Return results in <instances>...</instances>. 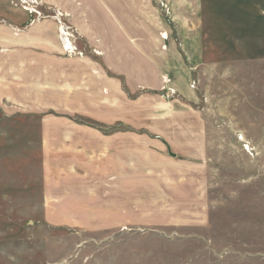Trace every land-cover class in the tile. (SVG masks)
I'll use <instances>...</instances> for the list:
<instances>
[{
  "label": "rangeland",
  "instance_id": "1",
  "mask_svg": "<svg viewBox=\"0 0 264 264\" xmlns=\"http://www.w3.org/2000/svg\"><path fill=\"white\" fill-rule=\"evenodd\" d=\"M8 3L29 16V26L56 23L61 57L92 56L108 68L99 40L79 44L70 13L45 0ZM218 5L226 14L205 22V64L191 71L189 84L208 145L195 161L198 187L184 182L185 198L149 197L154 205L143 212L145 220L134 203L132 219L110 213L109 185L100 186L109 182L94 172L95 162L104 160L95 156L96 138H84L85 150L55 141L57 135L63 140L72 119L102 132L120 125L48 112L46 104L27 113L19 95L0 103V264H264V0ZM160 82L159 95L173 100L170 79L162 75ZM108 99L103 88V104ZM101 114L110 116L105 108ZM46 116L52 119L44 122L51 133L45 142L39 128ZM190 191H197L196 200ZM172 208L177 212L167 211ZM174 218L179 222L171 223Z\"/></svg>",
  "mask_w": 264,
  "mask_h": 264
},
{
  "label": "crops",
  "instance_id": "2",
  "mask_svg": "<svg viewBox=\"0 0 264 264\" xmlns=\"http://www.w3.org/2000/svg\"><path fill=\"white\" fill-rule=\"evenodd\" d=\"M45 1L72 15L82 36L80 45L99 40L97 47L108 68L92 56L85 60L61 57L54 21L29 26L25 12L0 0V103L19 95L24 104L19 108L27 113H40L46 104L48 112L56 109L73 118L93 117L97 124L120 125L109 132L104 128L107 134L72 119L63 126V140L57 135L55 141H61L64 149L85 150L84 138H96L95 156L104 160L95 162L94 172L97 179L109 182L100 186L109 185L110 213H121L123 220L133 218L129 215L134 214L133 203L145 220L143 212L154 203L149 197L188 196L183 183L198 187L195 161L206 156L208 147L193 106L197 97L189 84L191 71L205 64V22L226 14L218 0ZM162 75L170 79L177 94L173 100L158 93ZM103 88L109 94L104 104ZM103 108L109 117L102 118ZM51 119L46 116L40 123L45 142L51 133L44 122ZM190 166L194 173L180 170ZM160 182L180 184L165 187ZM151 211L165 212L161 208ZM167 211L177 212L174 208ZM177 222L179 218L171 220Z\"/></svg>",
  "mask_w": 264,
  "mask_h": 264
},
{
  "label": "water",
  "instance_id": "3",
  "mask_svg": "<svg viewBox=\"0 0 264 264\" xmlns=\"http://www.w3.org/2000/svg\"><path fill=\"white\" fill-rule=\"evenodd\" d=\"M167 152H168L169 156H172L173 157V155L171 154V152L169 151V149H167Z\"/></svg>",
  "mask_w": 264,
  "mask_h": 264
}]
</instances>
